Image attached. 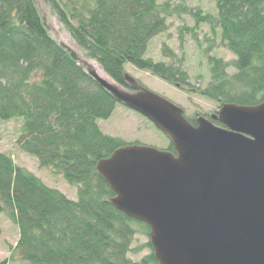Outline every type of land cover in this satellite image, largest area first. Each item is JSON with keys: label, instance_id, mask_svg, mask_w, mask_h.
<instances>
[{"label": "trees", "instance_id": "1", "mask_svg": "<svg viewBox=\"0 0 264 264\" xmlns=\"http://www.w3.org/2000/svg\"><path fill=\"white\" fill-rule=\"evenodd\" d=\"M214 1L216 16L159 5V0H48L77 46L112 81L131 90L126 65L170 85L189 86L166 47L163 54L173 64L145 57L151 41L167 32L169 18L187 11L194 29L219 31L236 57L233 74L224 60L210 58V82L196 92L220 108L257 106L264 102V0ZM118 104L52 38L35 0H0V121L22 119L21 150L76 187L78 197L73 201L49 188L0 151V216L17 226L14 252L23 261L134 264L129 258L137 235L134 225L149 234L150 228L111 204L115 194L96 169L99 161L129 145L104 134L99 125ZM187 120L196 126V119ZM165 150L173 152L171 141ZM146 247L151 254L142 264H158L150 241Z\"/></svg>", "mask_w": 264, "mask_h": 264}, {"label": "water", "instance_id": "2", "mask_svg": "<svg viewBox=\"0 0 264 264\" xmlns=\"http://www.w3.org/2000/svg\"><path fill=\"white\" fill-rule=\"evenodd\" d=\"M84 65L117 103L149 120L173 145V152L128 145L96 166L115 194L111 204L150 228L158 264H264V102L224 104L194 126L181 107L132 87L128 74L132 90Z\"/></svg>", "mask_w": 264, "mask_h": 264}, {"label": "rangeland", "instance_id": "3", "mask_svg": "<svg viewBox=\"0 0 264 264\" xmlns=\"http://www.w3.org/2000/svg\"><path fill=\"white\" fill-rule=\"evenodd\" d=\"M165 3L177 7L183 6L192 12L201 10L204 14L217 15L214 0H159V5ZM36 4L52 38L57 43L64 44L73 50L79 56L81 66L87 70L84 63L90 65L89 62L95 60L77 46L48 0H36ZM168 26L167 32L151 41L145 57L155 63L173 64V60L163 54V49L166 47L173 53L174 60L177 61L175 65L180 66L187 74L189 86L182 89L170 85L150 72L126 65V73L134 80L133 86L130 82L129 85L149 90L168 99L181 107L188 119L197 120L199 116L209 118L219 111L220 105L196 92V90L206 88L210 82L209 59L224 60L229 65L228 72L233 74L235 73L233 62L236 57L222 43L219 31L213 34L208 26L194 29V19L187 11L180 16L170 17ZM112 82L115 84L114 81ZM99 125L104 134L120 139L129 145L140 144L165 150L170 143V140L149 120L121 104L117 105L109 120L99 121ZM22 133V119L0 121V151L12 157L19 167L32 173L49 188L59 191L70 200L77 201L76 187L70 186L62 176L54 174L51 169H42L35 157L21 150L19 139ZM134 228L137 230V235L129 258L134 264H142L143 260L151 254V250L146 247L150 236L145 227L136 224ZM18 240L17 226L6 215L0 216V261L8 260L9 264H29L20 259L17 252H14Z\"/></svg>", "mask_w": 264, "mask_h": 264}, {"label": "bare ground", "instance_id": "4", "mask_svg": "<svg viewBox=\"0 0 264 264\" xmlns=\"http://www.w3.org/2000/svg\"><path fill=\"white\" fill-rule=\"evenodd\" d=\"M90 67L102 78H104L105 80H107L110 83H113L112 80L105 74V72L103 71V69L101 68V66L99 65L98 62L96 61H92L89 62Z\"/></svg>", "mask_w": 264, "mask_h": 264}]
</instances>
